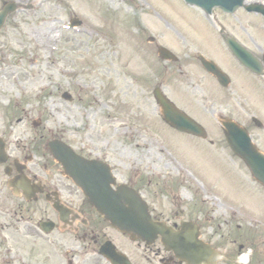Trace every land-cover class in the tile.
<instances>
[{"label":"rangeland","instance_id":"374dc122","mask_svg":"<svg viewBox=\"0 0 264 264\" xmlns=\"http://www.w3.org/2000/svg\"><path fill=\"white\" fill-rule=\"evenodd\" d=\"M4 1L8 0H0V6ZM17 1L31 9L11 15L0 32V136L7 142L10 162L22 160L19 154H35L34 161L42 162L41 156L49 158L44 152L48 141L61 134L76 140L75 130H79L101 150L109 144V164L124 179L138 175L146 182L148 174L183 175L188 186L198 189L196 181L186 175L195 174L227 202L241 205L243 213L251 209L256 228L241 221V231L258 235L246 239L247 243L239 242L244 243V253L248 249L258 255L253 264H264V189L231 153L211 114L212 110L219 113L217 105L225 102L218 89L204 84L203 90L211 95L203 99L205 91L193 89L184 78L169 89L171 100L204 126L214 145L172 131L160 119L150 94V80L158 66L148 36L161 32L163 38L169 34L174 39L172 30L181 26L180 17L197 10L185 8L180 0ZM72 19L80 21V27L69 29ZM256 25L258 30L263 27L258 31L261 46L264 22L258 19ZM143 80L146 96L141 95ZM64 92L71 95V103L61 98ZM228 101L236 108L234 100ZM248 101L264 110L259 98ZM55 172L59 174L56 168ZM0 180V238L6 236L17 252L27 239L37 241L28 236L30 231L23 229L24 235L6 223L22 230L21 221L53 219L55 214L43 197L26 203L11 195L3 174ZM150 180V186L143 183L139 187L155 204V195H159L160 206L169 208L171 197L165 191L162 197L156 194L160 181L157 185L156 178ZM109 233L112 242L140 264L136 261L142 257L139 242L131 243L115 231ZM9 245H2L3 251Z\"/></svg>","mask_w":264,"mask_h":264},{"label":"flooded vegetation","instance_id":"af4514ba","mask_svg":"<svg viewBox=\"0 0 264 264\" xmlns=\"http://www.w3.org/2000/svg\"><path fill=\"white\" fill-rule=\"evenodd\" d=\"M262 2L264 3V0ZM258 18L261 16L247 12L226 15L216 11L213 12L212 18L207 17L204 12H189L187 16L180 17L181 26L178 25L174 29V39L169 34L166 36L167 38H163L165 34H161V32L157 36H148L147 43L151 46L158 66L151 77L152 90L149 92L152 99L153 93L158 90L171 99L169 89L174 87L176 82L181 84L182 78L186 83L189 81L193 89L198 91L204 89V84L211 83L225 100L224 103L220 102V105H217L219 117L221 119L231 118L241 124L248 131L253 142L264 153V110H259L257 106L255 107L254 102L248 101V99L259 98L264 109V48L262 47L264 44L260 42L261 46H259L258 43V31H262L263 27L258 30L256 25ZM221 31L247 52V55L254 57L260 63L262 77L253 74L233 57L226 46L225 35H222ZM161 48L169 50L176 59L172 60L169 57L166 60L162 59L159 55ZM162 56L167 55L162 53ZM202 59L213 62L219 67L223 73L220 82L203 69ZM146 83V80L141 83V95H147ZM204 91L202 92L204 93ZM195 92L192 91V94L195 95ZM209 95L211 94L205 91V95L202 97L205 99ZM77 98L80 101L78 96ZM228 99L235 101L236 108L229 103ZM231 107L234 111L230 109ZM211 114L215 115L216 113L212 110ZM75 131L77 133L76 140H72L64 134H61L58 140L80 157L100 160L109 165V144L104 150H101L92 139H88L87 134H79V130ZM188 137L197 141L201 140L190 135ZM202 141L206 142L207 140ZM207 142L210 145L214 144V142ZM44 152L49 155V158H46V155L41 156L43 157L42 162H39L40 159L34 161L35 156L33 155L35 154L27 155L29 158L19 154V157L28 163L25 174L31 180V184L39 183L41 185L43 194L40 196L45 201L58 199L63 213L57 214L51 208V204L46 202L55 214L53 219L21 221L22 230L6 223L8 228L15 232L24 234L23 232L26 230L29 234L30 231L31 235L28 236L35 238L37 242H30L26 238L25 246H21L19 247L21 249L13 252L14 248L10 246L6 236H3L0 238V264H110L107 258L100 255V250L105 243H113L109 232L114 230L94 211L79 189L63 176L61 166L53 161L45 146ZM8 166L11 165L7 163L6 166H0L2 169L0 174H6L4 169ZM55 168L59 174H56ZM8 174L14 176L16 173L8 171ZM119 175L113 174L116 184L126 185L136 191L147 204L150 218L153 221L164 223L176 231L180 230L182 226H186L193 236H196L209 246L213 253H216L215 264L240 263V257L245 254L243 252L245 247L244 243L239 240L244 239L247 243L246 239L258 235H253L254 232L250 234L247 231H241V221L245 222L242 218V209L227 205L224 202V197L210 189L206 182L203 185L197 183L198 189H194L193 186L187 185L188 182L183 175L171 177L148 174L150 178L146 182L142 181L138 175L125 177L126 179ZM152 176L157 179V185L160 181V192H156V194H160L162 197L165 191L171 197V203L167 202L169 208L160 206L159 195H155L157 200L155 204L154 200H150L139 187V184L143 183L150 186L153 183L150 180ZM7 181L6 177V188ZM169 184L171 186H168ZM1 190L0 180V192ZM9 192L14 198H17L10 190ZM50 221L52 225L49 232H46L41 225ZM251 223L253 224L252 220ZM6 244L10 245L6 246L3 251L2 245ZM12 245L17 248L14 244ZM228 245L236 246V249L228 247ZM138 246L143 248L142 257L136 260L140 264H182L172 252L167 251L161 245L160 239H157L151 246L143 244H138ZM115 247L117 252L126 255L132 264H136L132 256L130 257L116 245ZM247 250L246 253H248ZM147 251L149 255H147ZM252 253L246 255L244 264H253L254 261L259 260L258 255Z\"/></svg>","mask_w":264,"mask_h":264},{"label":"water","instance_id":"95a60500","mask_svg":"<svg viewBox=\"0 0 264 264\" xmlns=\"http://www.w3.org/2000/svg\"><path fill=\"white\" fill-rule=\"evenodd\" d=\"M187 4L201 8L206 14L213 12L214 8H219L223 12L233 13L239 7H243L248 12H261L264 15L263 7L258 4L245 5L244 0H184ZM15 3H6L0 10V30L3 27L6 18L16 11ZM76 20L71 21V26H79ZM227 46L236 59L245 67L251 69L254 73L260 75L259 65L251 63L250 58L244 55L239 47L227 41ZM208 67V66H207ZM214 75L218 73L209 67ZM63 98L70 100L68 94ZM157 104L162 109L163 120L179 132L192 134L200 138H206L204 130L193 120L189 119L182 112L175 108L159 92L154 93ZM223 126L225 140L229 149L234 155L239 157L250 171L252 177L264 187V155L260 154L246 131L238 125L225 121L221 122ZM50 150L55 161L59 162L64 174L68 176L73 183L82 191L91 206L102 215L110 225L121 233L126 234L131 241H142L146 244H152L160 236L162 244L176 254L187 264H196L197 260H205L207 251L196 242H192L186 231L180 233L173 232L170 228L161 223L152 222L147 213L145 203L132 190L121 186L113 191L110 184L113 183L110 170L101 162L86 161L73 153L64 149L57 142L49 144ZM7 156L4 150V143L0 139V164L5 163ZM16 171L22 172L23 167L17 162L14 164ZM9 188L14 193L22 191V195L27 199H36L37 193H41V187L34 185L32 191L29 190V180L23 174H19L8 183ZM53 208L60 212V207L55 204ZM112 257H120L112 254ZM121 259V258H120Z\"/></svg>","mask_w":264,"mask_h":264}]
</instances>
